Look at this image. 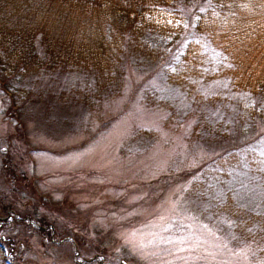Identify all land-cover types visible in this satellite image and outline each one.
<instances>
[{"label": "rangeland", "instance_id": "obj_1", "mask_svg": "<svg viewBox=\"0 0 264 264\" xmlns=\"http://www.w3.org/2000/svg\"><path fill=\"white\" fill-rule=\"evenodd\" d=\"M195 7L104 70L0 73L12 264H264V99L234 87Z\"/></svg>", "mask_w": 264, "mask_h": 264}, {"label": "trees", "instance_id": "obj_2", "mask_svg": "<svg viewBox=\"0 0 264 264\" xmlns=\"http://www.w3.org/2000/svg\"><path fill=\"white\" fill-rule=\"evenodd\" d=\"M181 3L196 5L187 21L232 60L234 87L264 99V0H0V73L104 70L131 35L180 22ZM5 246L0 240V264H12Z\"/></svg>", "mask_w": 264, "mask_h": 264}]
</instances>
